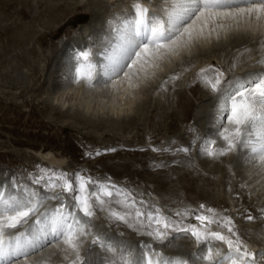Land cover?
I'll use <instances>...</instances> for the list:
<instances>
[{"label": "rangeland", "instance_id": "374dc122", "mask_svg": "<svg viewBox=\"0 0 264 264\" xmlns=\"http://www.w3.org/2000/svg\"><path fill=\"white\" fill-rule=\"evenodd\" d=\"M120 1L30 0L31 6H24L23 11L18 12L15 11L16 5L3 6L7 0H0V52H4V62L0 66V184L5 185L6 189L15 183L28 184L31 188L45 192L42 186L31 184L30 179L41 174V170L80 173L94 181L110 183L122 191L130 192L137 201L144 200L149 206L159 207L166 216H171L184 226L188 223L198 226L199 222L176 216L177 212L188 209L197 214H208L206 208H212L216 211L217 219L230 217L235 229L244 226L251 230L250 234H245L244 230L237 231L242 247L246 246L248 251L254 249L253 253H264V168L256 165L255 161L238 159L239 163L231 164L228 173L235 178L231 177L230 184L220 191L227 202L225 208L208 207L193 199L188 191H181L182 186H192L199 159L215 158L202 151L207 141L215 140L219 148L226 146L219 135V122H212L215 117L211 115V103L218 98L206 79L214 81L216 70L222 71L227 81L243 75V72L264 71V64L256 62L264 60V45H257L263 40L248 38L249 44L240 48L229 47L222 57L213 54L203 58L193 56L172 72L155 78L153 86L156 92L148 90L140 95L142 100L148 102V107L133 113L137 123L128 128L109 122L97 125L95 129L89 124H79L72 118H65L64 121L60 120L58 114L48 113L51 104L63 100L64 109L67 104H72L74 98L85 97V89L77 93L73 89L75 86L70 76L74 70L73 57L82 50H91L94 55H98L107 42L115 38V22L123 18L126 11L122 10L125 2ZM54 5L55 8L52 7ZM50 6L52 9H49ZM88 8L97 11L95 18L87 13ZM151 8L153 6L149 7L150 11L155 10ZM16 29L20 42L13 45L11 34ZM201 69L206 71L198 75ZM65 83L71 88L62 93ZM3 106L5 110H1ZM98 114L103 112L99 111ZM224 126L230 127L226 121ZM183 148L188 151H181ZM41 150H49L50 156L61 158L62 168L52 167L47 160L41 159ZM227 155L233 160L238 158L235 153ZM220 161L217 163L222 164ZM112 163L119 167L112 169ZM201 168L209 169L208 166ZM234 170L238 176L234 175ZM164 177L167 185H159L160 179ZM254 178H257L256 183L251 184ZM204 188L209 191L214 189L206 184ZM45 203L48 206L57 205L55 200ZM248 204L256 215L253 220H248L247 214L243 213ZM201 205H205V209H201ZM98 217L95 223L116 240H124L129 245L152 242L122 223H109L102 212L98 213ZM209 228L231 236L226 227L212 224ZM256 230H261L258 232L260 235L262 233L263 240H257L260 236H255ZM209 243L224 253L226 245L218 241ZM156 250L166 257L182 256L189 264H201L195 259L198 245L191 237L177 238L166 246L157 245ZM48 252L47 258H50L51 253ZM256 264H264V255L257 256Z\"/></svg>", "mask_w": 264, "mask_h": 264}, {"label": "snow or ice", "instance_id": "6c2138e0", "mask_svg": "<svg viewBox=\"0 0 264 264\" xmlns=\"http://www.w3.org/2000/svg\"><path fill=\"white\" fill-rule=\"evenodd\" d=\"M156 7L157 11H150L137 0L130 9L131 19L116 20L115 39L108 45L105 63L98 65L91 50L75 54L72 82L91 88L116 83L114 78L123 73L133 87V77L139 78L146 66L173 55L205 31L223 27L219 21L264 20V0H163ZM256 62L264 64V60ZM205 71L201 69L198 75ZM206 83L218 97V131L226 146L214 149L215 140H209L202 151L209 157L235 153L239 159L255 161L264 168V71L227 81L224 73L216 70L214 81L206 79ZM225 121L230 127L224 126ZM30 179L45 192L28 184L15 183L7 189L0 184V264H17L19 258L27 261L49 246L58 249L67 264H189L183 257H166L156 250L157 245L188 237L198 245L195 259L201 264H256L257 256L264 255L242 247L231 218L217 219L212 208H206L210 215L188 209L177 212L176 216L199 222L198 226H184L159 207L137 201L130 192L80 173L41 170ZM49 200L57 205L48 206L45 201ZM200 207L205 209V205ZM100 212L109 223H122L152 242L129 245L109 236L95 223ZM212 224L226 227L231 236L210 230ZM210 241L221 242L227 251L222 253ZM33 264H50V258Z\"/></svg>", "mask_w": 264, "mask_h": 264}, {"label": "bare ground", "instance_id": "6f19581e", "mask_svg": "<svg viewBox=\"0 0 264 264\" xmlns=\"http://www.w3.org/2000/svg\"><path fill=\"white\" fill-rule=\"evenodd\" d=\"M122 1L125 2L124 4H126L124 7L125 9L122 8V10H126L123 14V18L127 17L128 19H131V16L129 15L130 9H131V6L137 2V0H121L120 2H122ZM139 2L143 3L147 7L153 6V8H155V10H153V11H157L158 9L156 6L162 4L163 0H155L153 2H151V0H139ZM45 4H47V3H45ZM14 5L17 6L15 11L22 12L24 6H31V3H30V0H7V2H5L3 6L13 7ZM117 6H120V5H117ZM52 7L55 8V5ZM52 7L50 6L49 9L50 8L52 9ZM153 8H151V9H153ZM57 9L58 8H56L54 10H57ZM87 13L94 16V18H95V14L97 13V11L94 10L93 8H88ZM94 18H92V19L94 20ZM90 22H92V21H90ZM109 22H110V19H109ZM220 24H223L224 26L223 27H217L214 32L205 31L203 36L194 39L190 44H185V45H181L180 47H178L175 50V53L173 55H165L162 59L154 61L151 67L146 66L145 71L139 73V78L133 77V80H132V84L134 85L133 87L129 86V81L123 76V73H121L119 77L114 78L116 80V83L109 81L107 84H99V85H96V86L91 87V88L87 87L84 83H80V84L74 83L75 87L73 89L75 90V93H77L80 90L85 89V91H86L85 97L84 98H80V97L74 98L73 102H71L72 104L70 106L67 104V106L64 107V109H63V106H65L64 105L65 103L63 102V100L60 102H57V104H51L49 107L50 111H48V113L52 114V112H53L56 115L58 114L60 120L65 121V118L67 120V118L69 117V118H72L74 121H76L79 124H89V126H93L94 128L97 125L98 126L100 124L105 125L104 123H109V122L112 124H123L122 128H128V127H130V125H133V124L135 125L137 123V120L135 117H133V113L135 111H138L141 108L144 109V108L148 107V102L142 100L140 98L141 97L140 95L144 94L148 90H149V92H154V93L156 92V88H154V86H153V82H154L155 78L163 77L165 74L172 72L173 70H175L174 69L175 67H177L178 65H181L184 61H187V60L191 59V57L196 56V55L202 56V58L205 56L209 57V55L211 56L212 54L222 57L223 54H226V51L229 49V47L233 46L234 48H237L239 46L241 47L242 45L247 44L249 42L248 38L256 37L257 39L263 40V42H261V41L257 42V45L263 47V45H264V20H261L259 22L255 21V19H253L251 22L247 21L246 19L241 20L240 22H235V21L224 22V21H221ZM11 35H12L11 42L13 43V45H17L20 42L19 33H18L17 29ZM114 39L107 42V44L104 46V48L100 51L101 52L100 54H98V55L93 54L92 58L95 60V62L98 65L106 62L105 57H106L108 45L112 41H114ZM3 53L0 52V66H2L1 64L4 62L3 61V59H4ZM260 57H261V55H260ZM15 67L16 66H14V68ZM72 70L73 69L71 68V71ZM253 71L245 72V73L241 72V73L246 74V73H252ZM72 72H74V70ZM240 76H242V75H240ZM71 82H72V80H71ZM71 84H73V83H71ZM149 84H150V86H149ZM196 85L197 84H195L194 86L196 87ZM63 87L64 88H62V91H61L62 93H63V91H68V89L71 88V86L67 85L66 83L63 85ZM58 89L60 90V88H58ZM157 89H158V87H157ZM210 101H213V100H210ZM69 103H70V101H69ZM211 107H212L211 115H213V117H215L214 118L215 120H213L212 122H216V121H218L217 120L218 100L215 102H212ZM5 109L6 108L4 106L1 108V110H5ZM99 111L103 112V114L99 115L98 114ZM4 112L5 111H3V113ZM140 120H141V118H140ZM91 122H92V125L90 124ZM70 123H67V125H69ZM107 126H109V124H107ZM215 146H214L215 149H219V147L217 145H215ZM40 154H41V159L43 158L44 160H47V163L50 164L52 167H55L57 169L62 168L61 166L63 165L62 164L63 160L61 158H57L56 156H50L52 154L49 152V150H41ZM126 157H128V156H126ZM219 159L222 161V164L217 163V161H219ZM238 159L239 158H237V159L235 158L233 160V157L228 156V155H224V156L217 155V156H215V158L210 159V160L204 159V158H202L201 160L199 159V162L197 164L199 167L197 168V174L192 179V180H194L192 186H190V187H188L186 185L182 186L181 191H183V192L188 191L189 193H191L193 195V199L198 200L201 204H205L208 207H217V206L221 207L222 206L225 208V206L227 205V202L225 200L224 194H221L220 191L222 192L221 189L223 188V190H224L226 188L227 184L231 181V177H233V176L230 177L228 170L229 169L231 170V168H230V166H232L231 164H235L237 162L239 163ZM37 160H39V159H37ZM131 160L132 159L129 160V163L131 162ZM125 161H127V160H125ZM202 166H208L209 169L204 170L201 168ZM111 167H112V169L113 168L116 169L119 166L115 163H112ZM219 167H221V168H219ZM123 168H124V166H123ZM219 171H221V172L224 171V173L220 172L222 175H219L220 174ZM173 172H170V173H173ZM136 173H139V172H136ZM262 173L264 174V171H262ZM129 174H130V172H129ZM234 175L238 176V173H235V170H234ZM138 176H139V174H138ZM219 176L220 177L222 176V178H220ZM182 177L184 178L185 176L183 175ZM247 177L250 178L249 174H247ZM167 178H169V177H167ZM177 178H179V177H177ZM177 178H176V180H179ZM233 178H235V177H233ZM255 179L257 180V178H254L253 180L250 181L251 184L256 183ZM185 180H187V179H185ZM159 182H161V184H159V185L165 186V184H166L165 177L161 178ZM169 182H170V180H169ZM171 182H173V180ZM183 183H185V182H183ZM191 183H192V181H191ZM189 184H190V182H189ZM204 184L209 185V186L211 185V186H213L214 189L212 191L206 190L204 188ZM179 187H180V185H179ZM186 195H188V194H186ZM50 207H55V206L52 205ZM243 211H244L243 213L247 214V216L251 215L253 217H256V215L250 209L249 204L244 207ZM262 226H264V225H262ZM239 230H244L245 234L251 233L250 232L251 230L249 228L244 227V226L240 227L239 229H236V231H239ZM258 231L261 232V230H256V232H255V236H257V237L260 236L257 240H263V238H261L262 233L260 235ZM136 241H138V240H136ZM258 249L260 250V248H258ZM253 250L254 249H252L250 252H253ZM55 251H56L55 247L44 248L42 252H38L35 256H29L27 258V261H25L24 258H19L17 261V264H33V262H35V261H47V260H49V258H47V255H48L47 252L49 254L51 253L49 255V256H51L50 257V264H67L66 261H63V257L59 256L62 254L58 251H56V252H58V253H56ZM226 251H227V248L225 247L224 252H226ZM181 257L182 256H180V257L175 256L173 258H181ZM183 258H185V257H183Z\"/></svg>", "mask_w": 264, "mask_h": 264}]
</instances>
